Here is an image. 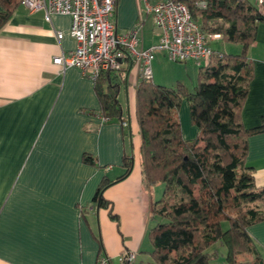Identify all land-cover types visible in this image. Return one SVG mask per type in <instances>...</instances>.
<instances>
[{"label": "crops", "instance_id": "0c3cea01", "mask_svg": "<svg viewBox=\"0 0 264 264\" xmlns=\"http://www.w3.org/2000/svg\"><path fill=\"white\" fill-rule=\"evenodd\" d=\"M148 17L143 0L117 1V28L142 22L145 48L157 41L154 23L152 33L146 32ZM71 25L68 14L47 21L43 11L19 5L0 29V264H97L104 255L120 264L118 256L127 251L137 252V264H155L151 207L165 185L150 186L143 170L137 118L141 69L132 67L122 85L129 126L107 119L95 82L76 66L54 63L77 47ZM249 57L254 76L242 119L253 128L264 117V21ZM191 134L198 131L190 129ZM125 155L133 165L119 179ZM247 165L264 187V132L250 137ZM105 180L108 204L100 206L96 195ZM248 231L264 260V219Z\"/></svg>", "mask_w": 264, "mask_h": 264}, {"label": "trees", "instance_id": "16d2710c", "mask_svg": "<svg viewBox=\"0 0 264 264\" xmlns=\"http://www.w3.org/2000/svg\"><path fill=\"white\" fill-rule=\"evenodd\" d=\"M207 33L221 34L226 42L241 44L240 53L215 48L212 60L199 69L196 90L182 82L176 87L142 80L137 89V118L141 136V159L150 186L165 185L164 195L151 207L156 224L149 230L155 264H212L217 242L228 247L227 260L243 264L238 256L247 252L249 264H264L249 226L264 219V187L255 182L254 169L247 165L249 139L264 132L261 124L247 128L242 109L254 76L249 48L255 42L264 12L253 0H179ZM199 1L207 3L198 7ZM22 0H0V29ZM129 68L105 72L95 82L102 113L107 119H123L122 85ZM190 104L198 134L186 139L179 110L182 98ZM132 136L131 132L127 133ZM91 157L86 161L91 162ZM124 178L133 162L123 159ZM103 181L96 200L107 206ZM110 216L117 219L112 210ZM229 227L224 230L223 222ZM137 264V263H136Z\"/></svg>", "mask_w": 264, "mask_h": 264}, {"label": "built area", "instance_id": "2783aa9c", "mask_svg": "<svg viewBox=\"0 0 264 264\" xmlns=\"http://www.w3.org/2000/svg\"><path fill=\"white\" fill-rule=\"evenodd\" d=\"M118 0H22L21 5L30 12L43 11L45 19L53 14H68L72 18L70 33L77 40V47L68 54L54 58L62 66H76L94 82L105 72H120L134 66L141 69L142 80L154 77L153 61L157 52L173 62L194 61L199 67L210 63L215 53L214 41L221 34L207 33L193 16L188 5L179 0H143L146 12L151 15L159 34L156 43L142 46L143 23L129 30H119L114 22ZM263 4L264 0H256ZM198 7L206 8L205 1ZM58 38L63 34L58 32ZM123 126H129L122 119ZM120 264H136L137 252L127 251L118 256ZM97 264H111L104 255Z\"/></svg>", "mask_w": 264, "mask_h": 264}, {"label": "rangeland", "instance_id": "374dc122", "mask_svg": "<svg viewBox=\"0 0 264 264\" xmlns=\"http://www.w3.org/2000/svg\"><path fill=\"white\" fill-rule=\"evenodd\" d=\"M255 5L259 9H264V3L258 4L256 0H253ZM200 22V21H199ZM201 24V22H200ZM202 25V24H201ZM203 26V25H202ZM153 20L151 17L147 18L146 32L152 33ZM152 37L154 40L159 39V34L153 33ZM156 41V42H157ZM213 47L217 50L224 53H240L242 50L241 44L234 42H226L221 38L218 42L213 43ZM199 69L200 67L194 62L189 61L187 63L173 62L167 57H164L163 52H157L155 59L153 61V70H154V82L158 84H163L168 87H176L179 82H182L190 91L196 90L199 82ZM120 99L125 102V88L122 86ZM181 125L184 137L189 140L194 139V135H189V130L191 129L192 133L197 134V127L192 122L190 115V104L186 97L182 98L181 106L179 110ZM163 185V184H161ZM229 227L228 221L223 222V229L226 230ZM210 251H218V256L212 260V264H231L227 260L228 247L221 242H217L209 248ZM238 259L243 264H249L252 259V256L247 252L241 253L238 256ZM118 262V261H117Z\"/></svg>", "mask_w": 264, "mask_h": 264}]
</instances>
